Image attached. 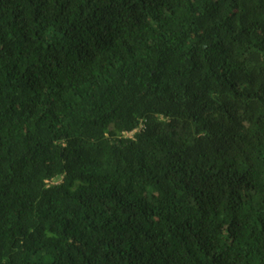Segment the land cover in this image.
Here are the masks:
<instances>
[{"label": "trees", "instance_id": "16d2710c", "mask_svg": "<svg viewBox=\"0 0 264 264\" xmlns=\"http://www.w3.org/2000/svg\"><path fill=\"white\" fill-rule=\"evenodd\" d=\"M0 264H264V0H0Z\"/></svg>", "mask_w": 264, "mask_h": 264}, {"label": "built area", "instance_id": "2783aa9c", "mask_svg": "<svg viewBox=\"0 0 264 264\" xmlns=\"http://www.w3.org/2000/svg\"><path fill=\"white\" fill-rule=\"evenodd\" d=\"M131 136V135H130Z\"/></svg>", "mask_w": 264, "mask_h": 264}]
</instances>
